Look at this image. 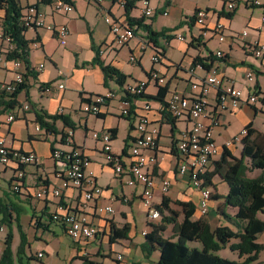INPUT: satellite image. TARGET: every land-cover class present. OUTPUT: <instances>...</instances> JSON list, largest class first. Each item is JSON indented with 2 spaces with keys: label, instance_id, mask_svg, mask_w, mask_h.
Returning a JSON list of instances; mask_svg holds the SVG:
<instances>
[{
  "label": "crops",
  "instance_id": "0c3cea01",
  "mask_svg": "<svg viewBox=\"0 0 264 264\" xmlns=\"http://www.w3.org/2000/svg\"><path fill=\"white\" fill-rule=\"evenodd\" d=\"M128 1L135 2L130 16L143 20V24L135 26L137 36L121 49H115L112 45L114 37L105 17L108 14L114 22L129 26L123 4L126 0H103L101 4L97 0H74V12L65 15L54 13L51 7L53 0L20 1L22 8L27 4L36 5L47 23L67 25L71 35L67 44L62 45L56 35L47 29L26 31L25 39L30 47L29 65L33 74L29 75L27 88L22 89L17 96L18 105L0 116V137H5L7 143L15 149L36 153L41 160L39 165L24 166V177L21 179H17L18 167L15 164L0 163V222L6 227L0 233V242H3L6 252V241L11 236L10 264H20L18 251L22 242H25L21 252L24 263L28 262V257L36 258L39 252H43L47 262L42 259L40 264H48L50 250L53 253L57 251V257L70 250L69 255L63 259V264H83L82 257H89L99 264H158L161 256L159 252H153L147 257L142 249L146 242L143 233L149 232L150 224L142 197L143 186H130L129 173L117 175L113 171L103 153L102 143L95 140L93 134L117 130V136L112 142L113 152L122 156L125 164H129L130 149L134 143L131 139L138 136L137 131L131 130V124L135 126L137 115L146 116L152 126L160 130L158 149L144 152L156 162L148 167V172L156 182L155 203L161 206L164 199H168L170 208L179 215V222L184 220V204H187L195 210L193 220H198L203 217L200 213L201 194L193 187L189 175L179 174L180 155L177 150V143L187 137L193 122L190 119L176 120L173 130L167 121L168 112L164 108L167 101L175 93L191 99L197 97L198 94L192 90V84L215 74L222 80L223 88L232 85L242 90L244 100L251 95L264 94V57L256 59L252 50L255 42L264 44V6H253L249 4V0H234L238 6L230 10L227 7L229 0H147L149 6L155 10V15L147 18L144 16L145 0ZM200 9L209 10L210 29L218 22L225 25V42H220L214 36L207 41L202 40L201 28L193 20L196 11ZM232 11H235L234 16L229 18ZM7 15V8L0 10V19L5 21ZM146 26L151 31L166 36L158 40V46L164 48L165 53L161 62L156 65L151 62L155 52L152 46L146 51L141 48L140 39H147L149 33L144 28ZM244 31H247V36H243ZM178 35H182L185 40H179ZM35 42L40 45L33 47ZM167 48L170 50L167 51ZM220 51L223 57H218ZM176 54L179 56L176 57ZM132 56L136 57L135 62H131ZM198 57H213L212 68L205 70L201 63L194 66V60ZM96 58L125 74L126 84L133 83L132 80L145 81L151 70H160L167 79L164 86L168 87L165 104L155 99H146L151 102L152 110L145 111L142 108L143 101L136 100L134 113L126 118L121 114V99L117 97L102 109L101 117L84 113V97L104 95L119 89L114 81L106 84L101 66L94 63ZM39 65H44V68L35 71ZM24 70L26 71V67ZM250 71L254 73L253 80L246 77ZM14 79L13 65L8 63L4 66L0 63V85ZM51 83L55 85L52 92H43L42 87ZM62 83L65 85L64 89L58 87ZM159 90L160 87L156 84L149 83L146 95L156 97ZM208 102L210 108L218 110V89H212ZM27 104L30 105L29 110L24 108ZM61 109L64 111L63 115L59 114ZM9 114L16 116L11 123L7 120ZM39 116H46V121L54 124L56 132L46 138L37 133ZM57 116L59 119L56 121L47 119ZM61 117L66 118L73 126V146L90 160L87 173H92L96 184L104 189L101 196L90 202V221L101 229L99 236L91 241L72 240L65 233L63 225L52 219L56 213L63 214L79 207L82 199L79 190H65L58 198L51 195L37 197L42 187H48L52 191L62 184L59 175L66 165L53 158V151L54 148L66 152L71 150L70 146L61 142V136L72 126H67ZM251 123L264 134V104H246L223 113L219 124L214 128V139L221 151H224L228 141L240 136ZM129 145L127 156H124L126 146ZM229 150L236 157H240L242 148L234 144ZM210 170H213L212 164ZM164 179L171 181L167 194L161 189ZM214 183L219 194L228 193L227 185L219 177L215 178ZM16 184L21 187L19 192L14 190ZM220 201L216 203L211 200L210 208L218 209L223 205V201ZM108 206L113 208V214L98 210ZM195 215L198 216L195 218ZM206 218L214 229L223 224L218 212L214 216L209 213ZM110 222L118 228L129 227L128 238L115 244L110 243ZM154 223L160 224L161 219ZM172 236L173 226L170 225L165 237ZM258 242L264 245V233L258 236ZM105 245L108 251L105 250ZM3 254L0 255V264L5 263ZM119 255L123 257L121 261L118 259ZM259 262L264 264V251L260 254ZM29 264H35L34 260Z\"/></svg>",
  "mask_w": 264,
  "mask_h": 264
},
{
  "label": "built area",
  "instance_id": "2783aa9c",
  "mask_svg": "<svg viewBox=\"0 0 264 264\" xmlns=\"http://www.w3.org/2000/svg\"><path fill=\"white\" fill-rule=\"evenodd\" d=\"M20 4L21 0H17ZM103 0H97L98 4H101ZM145 2L144 16L152 18L155 15L154 8L149 6L147 0ZM124 4V3H123ZM249 4L253 6H264L260 0H251ZM21 5V4H20ZM22 7V6H21ZM52 10L56 14H70L75 10L74 0H53ZM227 7L230 10H234L236 3L234 1H228ZM7 5L0 0V10L6 9ZM166 14V13H165ZM196 24L200 26L203 41H207L211 36L216 37L220 42L226 41L225 25L221 22L216 23L213 28L210 26V16L207 10H198L195 15ZM105 21L110 24L111 32L114 37L113 44L117 46L127 45L130 40L135 38L136 27L123 26L116 23L107 14ZM264 22V18H263ZM21 26L26 30H39L47 29L56 35L59 42L62 45H66L71 35L70 29L67 25H55L54 23H47L45 17L39 13L36 5L27 4L22 11ZM243 36H247V31L243 32ZM178 39L184 41L185 38L182 35H178ZM142 51H146L150 48L149 40L141 38ZM39 42L33 43V47H38ZM30 48V47H29ZM253 54L256 59L264 57V44L255 42L252 46ZM16 52V44L11 34L6 31L3 19H0V63L6 66L8 63L13 65L15 72V79L9 83H4L2 88L6 90L8 94H14L26 83L24 70L25 64L22 60L12 59L9 60V55ZM218 57H223V53L218 52ZM161 56L155 51L151 57L152 62L156 65L161 62ZM136 57H131V62H135ZM44 68V65H39L35 71H40ZM247 79L253 80L254 73L252 71L247 73ZM166 76L158 69H153L149 73L148 79L145 81H138L135 83L125 84L122 88L116 91H110L104 95H95L90 98L91 102L82 106V110L86 113L98 115L102 113V109L107 105L109 101L119 97L121 99L120 111L122 116L128 117L131 111V104L125 99L126 94L131 99L139 98L143 101V110H152V105L149 100L140 98L146 96V91L149 83L156 84L158 87H164L166 85ZM222 80L215 75H208L204 80L194 82L192 84V90L198 94L195 98H188L182 94L175 93L167 101L165 105L166 111L175 120L190 119L193 122V127L188 133L187 137L180 140L177 143V150L179 153V174L189 175L192 185L195 189L200 191V213L203 217L209 214L210 202L212 192L211 189L204 186V180L200 175L205 174L210 170V166L214 159L221 155L222 151L220 146L214 139V128L219 124L221 115L225 112L232 111L239 108L242 105H257L264 104V96L251 95L247 100L243 99L242 90L230 85L225 88L222 87ZM54 84L50 86H43L42 91L51 93ZM60 89H64V83L58 86ZM218 89V110L210 108L208 98L212 92V89ZM136 101V100H134ZM26 110L30 109V105L27 104L24 107ZM60 115L64 114L63 109L59 111ZM16 119L15 114H9L8 122H13ZM135 131L138 136L135 137L134 143L131 146V161L129 164H125L123 157L115 154L112 149L113 136L111 133H94L95 140L100 141L103 146V153L106 156L107 162L111 165L113 171L117 175H123L129 173L128 184L130 186L142 185L143 186V201L147 210L150 222H154L160 219V212L157 209L155 203L154 190L156 188V182L148 167L155 164L153 157H148L144 154L145 151H156L158 149V138L160 130L157 127L152 126L149 119L146 116H138L135 122ZM37 133L42 134L44 138L48 137L52 132H48L41 125L37 126ZM247 130L244 129L240 136H236L233 140L226 143V147H231L234 144L241 142L242 135L246 134ZM61 142L71 147L70 151H64L59 148H54L53 158L56 161H63L66 168L60 173L62 184L59 188H55L50 191L48 187H42L37 193L38 198H44L46 196L60 197L65 190L77 189L81 192V202L79 207L75 210H68L65 213H56L53 215V220L63 225L65 233L74 241H91L94 240L100 233L101 229L90 221V202L94 201L97 196H101L104 193V189L96 184V181L92 173H87V167L90 164L89 158L82 153L81 150L74 147V131L72 128H68L67 131L61 136ZM0 163L3 165L15 164L18 168L26 165H39L41 163L40 158L34 152H23L7 143L5 137H0ZM24 177L23 172H18L17 178ZM171 187V181L164 179L162 181V192L167 194ZM20 185H14V190L19 192ZM97 209V208H96ZM101 213H114L112 207H101L98 209ZM6 229L5 225L0 222V233ZM144 235L147 232L143 233ZM5 246L3 242H0V255L4 253ZM39 259H44L45 254L39 252L37 254ZM121 261L122 255L118 256Z\"/></svg>",
  "mask_w": 264,
  "mask_h": 264
},
{
  "label": "trees",
  "instance_id": "16d2710c",
  "mask_svg": "<svg viewBox=\"0 0 264 264\" xmlns=\"http://www.w3.org/2000/svg\"><path fill=\"white\" fill-rule=\"evenodd\" d=\"M251 0H249L250 2ZM7 5V17L4 21L6 31L12 35L16 44V52L9 55V60L18 59L22 60L26 67V83L21 86L19 91L14 94H8L6 90L0 85V116L10 110H13L17 105V96L19 92L27 88V81L30 74H33V70L29 65V44L25 39L26 29L21 26V18L23 8L17 0H2ZM135 2L128 1L124 3L126 7V16L128 17L129 27L140 26L143 24V20L135 19L130 16V12L133 9ZM209 11V10H207ZM197 13V11H196ZM196 15V14H195ZM234 16V12L229 14V18ZM196 24L195 16L193 18ZM147 39L150 46L161 57L164 56L165 49L158 46L159 38L166 36L158 34L149 29ZM213 57L207 59L196 58L194 60V66L201 63L205 70H210L213 65ZM96 64L100 65L104 75L106 84L109 81H114L118 88H122L127 81V77L118 68L105 65L98 58H96ZM54 83L48 84L50 86ZM168 93V87H160V90L156 97L142 96L144 99H155L165 104V97ZM259 96H264L262 93H258ZM95 95H89L82 99V106L86 103H90L92 97ZM125 99L131 104V111L129 112V118L135 111L134 100L131 99L128 94ZM83 111V110H82ZM84 112V111H83ZM86 113V112H84ZM89 114V113H87ZM91 115V114H90ZM97 116L101 117L102 114ZM167 121L171 124L173 130L175 129L176 120L166 114ZM63 120L67 126H72L67 122L64 117ZM51 121H56L59 117H47ZM39 124L45 128L48 132H56L55 126L52 123L46 121V116L38 117ZM73 129V126H72ZM74 130V129H73ZM131 130H135L133 124H131ZM246 134L242 135L241 144L242 151L240 157H236L229 147L225 146L224 151L221 153L220 158L217 161L212 162L213 170L207 171L205 174L200 175L204 180V186L211 189L212 201H223V205L217 209L218 215L223 220V224L212 228L209 220L206 217H202L198 220H193L195 210L190 208L189 205L184 204L185 217L182 222H179V215L170 208V201L164 199L161 206H157L160 212V224L150 222L148 224L149 232L145 235V243L142 245L143 251L146 256L149 257L153 252H159L161 254L158 264H261L259 262L260 254L264 251V245L258 242V236L264 233V134L256 129L253 123L246 127ZM113 138L117 136V130L110 132ZM134 142V139H131ZM126 146L124 156H127ZM16 170L23 172L22 168ZM261 171V174L256 178H250L249 173L254 171ZM219 177L221 182L228 187V193L221 195L218 193L217 185L214 183L215 178ZM18 179V178H17ZM214 189V191L212 190ZM234 208L237 210L235 215H231L227 209ZM53 219V216H52ZM173 226V236L170 238L165 237L167 227ZM110 243L115 244L121 240H125L129 235V227L124 226L118 228L114 223L110 222ZM99 236V235H98ZM22 242L20 247L19 262L20 264H29L30 261H41L37 256L36 258L30 256L24 263L21 258V252H23ZM11 236L6 241V252H4V264H10L11 261ZM229 248L232 252H236L239 255V260H231L219 255L220 250ZM83 264H99L91 260L89 257H82Z\"/></svg>",
  "mask_w": 264,
  "mask_h": 264
},
{
  "label": "rangeland",
  "instance_id": "374dc122",
  "mask_svg": "<svg viewBox=\"0 0 264 264\" xmlns=\"http://www.w3.org/2000/svg\"><path fill=\"white\" fill-rule=\"evenodd\" d=\"M230 1H234V0H230ZM260 1H262V2H264V0H260ZM235 3H236V1H234ZM237 4V3H236ZM236 6H238V5H236ZM237 9V8H236ZM236 9H235V11H236ZM234 11V12H235ZM233 12V11H232ZM242 30V29H241ZM28 31V30H27ZM249 31V30H248ZM27 33V32H26ZM112 45H114L115 47V49H121V48H124V47H126V45H124V46H117V45H115V44H112ZM63 47V46H62ZM113 47V46H112ZM170 50V48H167V51H169ZM176 57H178L179 55H175ZM151 62H152V60H151ZM153 63V62H152ZM147 79V78H146ZM132 82L133 83H135L133 80H132ZM165 131H167V130H165ZM240 148H242L243 146H242V144L241 143H238L237 144ZM257 174H261V171H258V170H256V171H254V172H252V173H249L248 174V176L250 177V178H256L257 177ZM213 191H214V189H212ZM224 190V189H223ZM227 190V189H226ZM222 192V191H221ZM222 194V193H221ZM220 200H218V201H215L216 203L217 202H219ZM221 202V201H220ZM217 209H211V208H209V213H212V215L214 216V215H216V211ZM227 211L231 214V215H235L236 214V212H237V210L236 209H234V208H228L227 209ZM198 215H195V218L197 217ZM206 217V216H205ZM67 241V243H69V241L68 240H66ZM52 247V246H51ZM53 248V247H52ZM16 249H17V247H16ZM54 249V248H53ZM33 250L35 251V249L33 248ZM105 250H107V248H106V245H105ZM65 251H66V249H65ZM108 251V250H107ZM69 252H70V250H67V252H62L61 253V255L59 256V257H57L56 256V253H57V251L56 252H52L51 250L49 251V260H48V264H63V259L65 258V256H68L69 255ZM219 255L220 256H222V257H224V258H228V259H231V260H239V255H238V253H236V252H232L229 248H226V249H222V250H220V252H219ZM45 260V262H47V260L46 259H44ZM44 260H43V262H44ZM44 262V263H45ZM34 263L35 264H40L41 262H39V261H34Z\"/></svg>",
  "mask_w": 264,
  "mask_h": 264
}]
</instances>
